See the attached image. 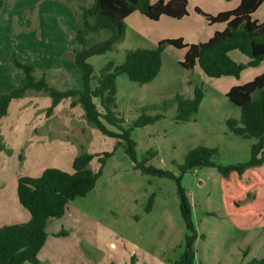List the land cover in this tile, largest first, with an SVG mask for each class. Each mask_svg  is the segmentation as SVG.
Segmentation results:
<instances>
[{"label": "rangeland", "instance_id": "374dc122", "mask_svg": "<svg viewBox=\"0 0 264 264\" xmlns=\"http://www.w3.org/2000/svg\"><path fill=\"white\" fill-rule=\"evenodd\" d=\"M205 22L204 17L195 14V18L169 22L165 29L170 35L181 32L186 34L190 27L201 26ZM196 32L203 34L205 30L197 27ZM197 33L194 32L196 35ZM107 36V32H103L100 38L105 39ZM116 46L121 52L107 53L106 56L109 58L106 59L105 64L109 60H114L116 64L123 63L126 50L153 47L150 43L139 39L135 30L128 26ZM165 50L160 75L152 83L140 86L131 82L126 75L118 77V105L127 122L130 123L137 118L135 108L171 98L176 93L193 97L196 86H203L205 99L199 112L194 115L193 122H176L175 117H172L176 109H172L166 113L164 119L156 123V126L149 125L135 129L133 138L138 143L139 157L145 159L148 151H157L160 160H154L153 164L158 168L170 169L178 173L173 160L182 163L189 150L198 145H207L219 148V156L216 159L219 164L247 162L251 157V147L258 140L237 137L229 131L226 119L238 117L240 109L229 103L226 96L219 95L226 90V80L209 78L201 69L199 73L193 70L190 75L189 70L181 69L177 64V61L183 58L185 50L168 46ZM234 53L244 56L239 51ZM94 57L97 58L92 62L94 65L90 62L91 58L89 62L94 68L96 66L99 68L105 55ZM162 70L163 76L160 81L157 79L161 76ZM261 70H264V65L259 68H249L245 73L248 76V73L253 71L257 73ZM188 80L192 85H188ZM44 112L43 108L39 110L33 122L37 125L35 139L40 138L38 141L41 143L59 139L69 145L68 147L72 145L77 152L82 151L83 147L84 151L93 154L111 151L117 145L114 139L102 135L97 129L89 126L84 116H80L74 109H68V123L66 126L62 124L61 133L56 134L54 130H49V122L46 121ZM51 122L55 125L58 123L53 120ZM23 142V136H19L15 142L12 140L15 154L13 155L12 151L8 153L10 150L8 154L6 153L7 157L14 156L9 160L11 163L7 173V180L11 182L9 186L11 192L14 189L13 179L18 168V155L21 149L26 154L33 140L27 144L28 148L23 146ZM48 148L37 146L29 151L31 158L29 170L37 171L43 167L57 166L72 171L71 153H67L62 147ZM118 150H120L119 154L108 164L101 187L106 189L107 194L113 196L116 206L124 205L122 209L125 215L119 216L121 224L127 231L136 230L137 226L133 222L137 221L138 212L145 211L146 200L154 191L157 192L155 205L158 208L173 206L180 210V199L175 182L143 176L134 169L133 164L129 163L130 160L123 148L118 147ZM70 152L75 154L73 148ZM99 166L97 159H94L92 168L98 170ZM182 187L192 204L193 221L199 235L194 244L195 264H264V166L252 168L243 176L233 175L230 179L224 178L214 168H201L185 174L182 178ZM1 189L3 188H0V199ZM98 194V190H95L87 198L76 200L63 219H53L49 222L47 226L49 236L46 246L39 254V259L44 264H132V258L138 253L142 260L140 264H160V258L152 256L151 251L142 252L129 239L119 237L115 230L116 222L110 220L114 217L109 209L111 202L103 198H99L98 201ZM180 218L177 219L174 215L172 237L168 236V243L167 239L161 242L163 246L167 243L165 245H169L172 251L173 249L179 251V245L185 246L186 226L182 217ZM125 219H128L130 224H126ZM26 220L27 217L22 211L19 213L12 211L7 220L3 221L4 223L0 221V226ZM63 229L69 233V236L56 237V234ZM169 255L172 261L178 260L181 256L177 251L174 254L169 251ZM163 259L166 263L171 260L164 254Z\"/></svg>", "mask_w": 264, "mask_h": 264}, {"label": "trees", "instance_id": "16d2710c", "mask_svg": "<svg viewBox=\"0 0 264 264\" xmlns=\"http://www.w3.org/2000/svg\"><path fill=\"white\" fill-rule=\"evenodd\" d=\"M152 1L95 0L91 7L83 9L81 17L74 26L73 41L78 46L73 52V62L80 70L83 81L79 89L59 90L48 83L45 75L37 76L32 66L13 57L16 67L23 73V78L14 90L0 94V119L8 114L13 100L25 97L29 91L45 93L52 100L51 106L46 110L47 116H51L61 102L71 99V108L79 106L83 110L87 124L102 135L114 139L117 145L111 151L99 154L84 151L82 147V151L72 163V172L52 167L47 168L37 178L19 177L18 199L30 214V219L25 223L0 227V264H44L39 259V253L48 238L49 222L53 219H62L73 201L85 198L95 191L104 168L115 155L118 147L123 148L134 169L143 176L167 179L175 182L177 186L181 214L189 234L185 235L183 254L178 260H169L171 264H195L196 260L194 244L199 235L193 221L192 204L182 187L183 176L201 168H214L224 178L230 179L233 175L243 176L252 168L264 166V74L244 86L233 88L227 95L230 102L240 109L238 117L226 119L229 131L237 137L258 140L251 147V157L247 162L219 164L216 162L219 148L207 145H198L189 150L182 163L173 160L178 173L170 169L158 168L153 164L154 160L159 159L157 151H148L145 159L139 157L138 143L133 138L135 129L156 124L172 109H176L177 112L176 122H190L199 112L205 99L203 86H196L193 97L176 93L171 98L135 108L134 112L138 116L130 123L119 109L118 77L126 75L131 82L140 86L152 83L160 75L166 45L182 47L181 41H166L156 48L126 50L125 60L121 65L109 60L98 73L89 62L94 56L121 52L116 44L125 34L126 19L135 12L154 18L167 12L165 6H153ZM152 10L156 14H152ZM103 32L108 34L105 39L100 38ZM235 51L245 55L249 61L243 63L234 60L231 54ZM263 62L264 32L256 34L244 23L231 26L229 32L210 45L191 46L184 65L190 71V75L198 66L209 78L240 79L247 69L257 68ZM187 83L192 85L189 80ZM5 148L1 135L0 154ZM19 159L22 162L24 156L21 154ZM94 159H97L100 165L98 170L92 168ZM156 198V191L147 198L144 207L146 213L152 212ZM68 235L65 229L57 234L58 237Z\"/></svg>", "mask_w": 264, "mask_h": 264}, {"label": "crops", "instance_id": "0c3cea01", "mask_svg": "<svg viewBox=\"0 0 264 264\" xmlns=\"http://www.w3.org/2000/svg\"><path fill=\"white\" fill-rule=\"evenodd\" d=\"M94 3L95 0H0V94L9 93L14 90L23 78V73L16 67L13 57H17L21 62L32 66L37 76L45 75L48 83L59 90L81 88L83 85L82 75L73 62V52L78 47L73 42L75 37L73 27L75 21L81 17L83 9L91 7ZM152 4L153 6H165L167 12L159 14L158 18L135 12L126 19V25L128 28L131 27L135 30L139 39L153 45V47L148 48L159 47L166 41H181L182 47H177L172 44L166 45V47L185 50L183 58L177 61L178 67L181 69L188 70L184 64L191 46L210 45L218 41L220 36L229 32L231 26H239L245 23L256 34L264 32V0H153ZM152 14H156V12L152 10ZM195 14L204 17L206 22L201 26L195 25L194 27H190L188 33L183 34L185 32H181L170 35V32L165 29V26L170 24L169 22H174L176 19L184 20L195 18ZM197 27L205 30V32L203 34L197 33ZM165 49L163 54L166 51ZM231 56L237 62L247 63L249 61L247 57H244L245 55H236L233 52ZM107 58L109 56L105 55L102 58L104 60L100 62L99 68L96 66L95 70L99 71L105 64ZM96 59L93 57L90 59V62L92 63ZM263 63L259 67H262L264 65ZM121 64L117 63V65ZM199 69L198 66L194 68L198 73L200 71ZM245 72L240 79H233V77L220 78L221 80H226V90L219 93V95L226 96L229 103L231 102L227 95L233 88L244 86L264 74V70L257 73L253 71L248 73V76H246L247 74ZM162 74L163 70L157 80H162ZM51 103L52 100L47 94L29 91L25 97L13 100L9 106L8 114L0 119V136L2 135L3 142L6 146L0 154V188H3L1 189L2 197L0 199V221L5 222L12 211L17 213L22 211L27 217V220L24 222L5 223L2 226L25 223L30 219V214L20 204L18 199L17 188L19 177L28 176L37 178L47 168H52L43 167L37 171L29 170L28 166L31 163L29 151L31 152L37 146L42 148L62 147L67 153L73 155L71 159L72 163L79 153L72 145L68 147L69 145L59 139L53 141L48 140L45 143L38 141L40 138L35 139L34 133L37 125L33 122H35L36 113L42 108L43 110L45 109L44 116L46 121L49 122V130H54L56 134L61 133L62 124L66 126L68 123V109H74L80 116H84L83 110L79 106L71 108V99L61 102L56 107L54 113L51 116H47L46 110L51 106ZM176 114L177 112H174L172 117H175ZM52 120L58 121L57 125L53 122L50 123ZM153 126H156V124ZM19 136H23L24 147H27V144L32 140L33 143L31 142L29 148L27 147L29 151L26 154L21 149L18 155V168L13 179L14 189L11 192L9 191L11 182L7 180V173L11 163L9 160H12L14 156L7 157L6 153L10 150L8 153L12 151L13 155L15 154L12 148V140L15 142V139ZM72 148L75 150V154H73L74 152H70ZM119 152L120 150L116 151L115 155L108 161L103 170V175L97 183L95 190L99 192L97 195L98 201L99 198H103V200L105 199L111 202L109 209L114 217H111L110 220L114 223L116 222L115 230L119 237L129 239L142 252L151 251L152 256H158L160 258V264H167L168 262L166 263L163 259V254L172 260L169 251L173 254L176 251L177 253L180 252V255L184 252L185 246L181 247L179 245V251L177 249H173L174 251H172L169 245H165L168 243V236L170 235L169 237H172V222L175 220L174 215L177 216V219L182 217L181 208L180 210L178 207L173 206L158 208L155 205L150 213L141 210L138 212L137 221L133 222L137 226L136 230L133 229L131 232L127 231L124 225L121 224L122 222L119 216L125 215L122 209L124 205L122 206L120 204L116 206L113 196L107 194L106 189L101 187L102 178L106 173L109 162ZM21 153L24 156L22 162L19 159ZM158 160H160V157ZM129 163L133 164L131 161ZM60 166L58 165V167ZM54 168H57V166ZM68 172L72 171L70 170ZM110 189L111 187L108 188V190ZM76 200L71 204H74ZM125 222L126 224H130L128 219H125ZM186 232V234H189L187 229ZM56 237H58L57 234ZM166 239L167 243H164V246L161 245V242L166 241ZM133 259L134 263L132 264H140L142 262L138 253L135 254L132 261Z\"/></svg>", "mask_w": 264, "mask_h": 264}]
</instances>
